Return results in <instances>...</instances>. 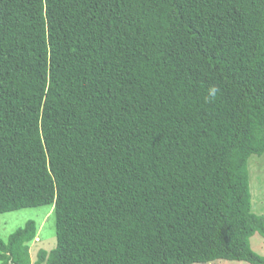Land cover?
I'll list each match as a JSON object with an SVG mask.
<instances>
[{"label": "trees", "instance_id": "trees-1", "mask_svg": "<svg viewBox=\"0 0 264 264\" xmlns=\"http://www.w3.org/2000/svg\"><path fill=\"white\" fill-rule=\"evenodd\" d=\"M253 155L264 0H0V215L54 216L32 264H264Z\"/></svg>", "mask_w": 264, "mask_h": 264}, {"label": "rangeland", "instance_id": "rangeland-1", "mask_svg": "<svg viewBox=\"0 0 264 264\" xmlns=\"http://www.w3.org/2000/svg\"><path fill=\"white\" fill-rule=\"evenodd\" d=\"M249 172V192L251 196V212L264 216V155L251 156L247 163ZM27 221H34L37 226V236L29 244L31 264L36 260L39 249L49 251L55 246L54 216L51 206L22 209L0 215V238L7 241L9 235L21 228ZM250 247L254 253L264 256V238L253 235ZM206 264H248L240 261L218 260Z\"/></svg>", "mask_w": 264, "mask_h": 264}, {"label": "clouds", "instance_id": "clouds-1", "mask_svg": "<svg viewBox=\"0 0 264 264\" xmlns=\"http://www.w3.org/2000/svg\"><path fill=\"white\" fill-rule=\"evenodd\" d=\"M211 94L215 95V89H212Z\"/></svg>", "mask_w": 264, "mask_h": 264}]
</instances>
